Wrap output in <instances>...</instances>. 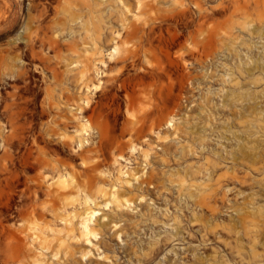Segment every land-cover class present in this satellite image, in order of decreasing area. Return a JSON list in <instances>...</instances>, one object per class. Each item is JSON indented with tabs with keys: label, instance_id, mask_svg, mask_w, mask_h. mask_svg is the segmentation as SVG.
<instances>
[{
	"label": "rangeland",
	"instance_id": "rangeland-1",
	"mask_svg": "<svg viewBox=\"0 0 264 264\" xmlns=\"http://www.w3.org/2000/svg\"><path fill=\"white\" fill-rule=\"evenodd\" d=\"M16 2L0 0V32L15 26ZM23 5L25 14L28 0ZM197 39L192 59L179 60L184 54L177 52L168 60L165 54L159 79L133 85L143 123L117 138L103 158L96 157L99 172L84 178L86 190L99 204L94 223L108 225L90 243L68 241L76 264H264V236L251 255L234 207L244 189L264 190V125H257L264 120V101L251 90L264 88L257 83L264 80V28L242 38L210 24L198 30ZM185 60L190 62L186 70ZM25 132V127L17 128L16 138L6 144L9 151L0 149V166L7 168L0 172V180L7 181L0 203L5 213L17 199L12 186L31 194L27 179L36 172L38 157L77 171L84 168L79 160L69 167L71 162L50 155L39 139V152L35 144L18 148ZM118 155L119 164H113ZM22 166L25 174L17 175ZM140 176L149 177L140 186L147 191L144 198L129 208L102 206L98 189L118 188L135 199L138 191L131 186H138L140 180L134 178ZM26 203L30 210L31 199ZM57 207H63L61 201ZM65 209L73 212L71 206ZM8 228L7 222L0 225V231Z\"/></svg>",
	"mask_w": 264,
	"mask_h": 264
},
{
	"label": "clouds",
	"instance_id": "clouds-1",
	"mask_svg": "<svg viewBox=\"0 0 264 264\" xmlns=\"http://www.w3.org/2000/svg\"><path fill=\"white\" fill-rule=\"evenodd\" d=\"M28 9L14 27L0 32V149L8 152L9 138L15 139L23 126L26 139L18 148L35 144L39 152V139L50 155L71 162L69 167L77 160H87V167L103 158L123 133L139 128L143 109L133 85L159 79L165 54L168 60L177 52L184 54L179 60L192 59L189 53L200 43L198 30L215 24L247 38L264 28V0H28ZM81 72L86 80L77 79ZM68 76L83 88L91 85L80 103L69 105L62 98L68 88L61 84ZM257 83L264 85V80ZM251 90L264 101V88ZM85 102L88 112L82 114ZM6 171L0 166V172ZM25 172L23 166L16 170L17 175ZM12 188L15 204L0 211V225L7 222L13 230L0 231V264H29L35 241L26 232L23 239L16 236L22 232L17 218L35 193ZM244 193L234 207L255 256L264 236V190ZM4 195L0 180V203Z\"/></svg>",
	"mask_w": 264,
	"mask_h": 264
},
{
	"label": "bare ground",
	"instance_id": "bare-ground-1",
	"mask_svg": "<svg viewBox=\"0 0 264 264\" xmlns=\"http://www.w3.org/2000/svg\"><path fill=\"white\" fill-rule=\"evenodd\" d=\"M16 1L17 12L14 19L15 25L19 20H22L24 15L29 11L27 6L24 14V0ZM17 39H19V37H17ZM44 43H47V41L45 40ZM190 55L192 54L189 53V56ZM183 67L185 70L189 69L190 62L188 60L183 61ZM85 68L90 71V66L87 62L85 63ZM77 79L86 80L87 76L81 72ZM93 83H95V81H93ZM61 87L68 88V91L63 93L62 98L71 105L73 101L80 103V97L88 93L91 85L83 88L73 80L72 76H68L67 79L62 82ZM87 112L88 105L87 102H85L82 114ZM170 121L171 120H169V122ZM134 148L135 147H131V150H134ZM117 158H122V156L118 155L115 157L113 164H119ZM81 164H84V168L80 171L75 169V172H73L74 167H64L60 162L53 163L45 159L35 160L34 169L36 172L30 177L33 182L28 186L29 191L31 193L34 192L35 196L31 198V209L19 215L20 223L18 224L22 226V232H16V236H19L20 239L24 238L23 233L26 232L35 241L33 244L34 251L31 253L29 264H57L58 261H62V264H76L74 261L75 253L70 249L68 241L73 240L76 242L81 241V243H90L97 235L101 237V228L105 227L106 224L108 225V222L100 225L94 223L99 204L95 201L96 198L92 197L86 190L84 179L90 176L91 173L93 174L96 171L99 172V165L94 162L86 167L85 165L88 164L87 160ZM53 169H55V172ZM41 172H43V176H40ZM37 177H39L38 180ZM46 177H50L51 179L45 181L44 178ZM93 177L97 176L94 175ZM30 178L27 180L30 181ZM135 178V182L140 180L137 184L138 186H131L138 191L135 199L133 195L128 194V192H123L118 188L105 190L101 187V189L97 190V193L100 198H103L102 206L107 207L109 204H112L116 208H129L131 204L134 205L136 203L138 198H144V193L147 191L140 186L143 183L149 182V177H145L144 179L141 176L140 179ZM3 184L6 188V179H3ZM60 201L63 207L58 208L57 204ZM67 206H71L73 209V212L71 211L70 214L66 213L65 207ZM78 206L81 207L80 211H77ZM74 220L76 221L73 222ZM25 221L27 223H25ZM111 222L112 221H109V224ZM7 231L13 230L8 228ZM60 233H62V235ZM10 239L14 240L15 237H10ZM98 241H100V239ZM100 243L101 242H99V244ZM98 249L99 246L97 247V250ZM87 254H89V251L84 254L81 253L82 256ZM102 258L104 260L107 259L105 255H103Z\"/></svg>",
	"mask_w": 264,
	"mask_h": 264
}]
</instances>
